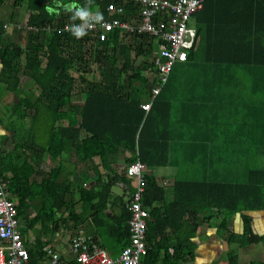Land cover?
Segmentation results:
<instances>
[{"label":"trees","instance_id":"trees-1","mask_svg":"<svg viewBox=\"0 0 264 264\" xmlns=\"http://www.w3.org/2000/svg\"><path fill=\"white\" fill-rule=\"evenodd\" d=\"M23 1L0 0V12L9 4L8 9L13 11L7 14L9 20H14ZM44 1L54 2L28 0L27 20L23 29L20 25L17 29H22L23 47L5 39L7 28L0 20V90L14 97L7 103L10 115L17 119L31 117L29 138L16 147L23 151L33 148V153H45L58 163L70 150L77 162H90L93 184L88 189L84 185L87 182L76 186L82 202L77 212L74 207L78 199H74V191H70L68 183L57 181L58 163L37 182L32 180L36 167L27 158L5 163L7 159L0 156V176L8 181L17 216L26 219V229L39 222L44 232L52 233L64 227L72 231V236L90 218L97 232L93 239L111 238L116 247L114 251L110 249L117 256L129 243L130 212L127 200L123 195L115 196L111 188L121 182L129 188L130 195L133 179L114 173L104 182L99 165L94 161L97 158L100 165L106 166L107 156L121 153L126 162L139 160L147 168L167 163L168 145L158 131L157 119L161 111L158 97L166 90L167 82L149 111H144L140 103L148 99L154 83L150 75L142 73L154 71V64L149 60L156 47L154 39L147 34L125 36L112 31L105 40L99 41L87 32L79 38L73 33L59 32L66 21H80V18L49 13ZM76 1L89 9L99 6L105 13L110 0ZM114 1L118 4L122 0ZM220 3L228 7H221ZM125 9L121 19L138 15L139 7L133 2L125 3ZM221 11L235 19L218 20ZM193 18L197 20V31L205 46L242 43L252 51L264 49V0H203L202 8ZM93 67L97 75L89 78L88 74L95 72ZM174 69L173 66L170 74L180 78L181 71ZM22 75L30 78L32 86L21 83ZM34 89L36 95L32 97L29 93L33 94ZM25 92L30 96L23 95ZM175 95L180 99L182 93ZM79 96L81 100H77ZM169 103L172 100L166 105L171 106ZM7 171H10L9 176H5ZM254 178L255 181L240 183L197 182L157 178L147 173L142 200L150 215L146 236L151 243L142 264H178L192 259L196 249L193 238L199 224L218 216V227L228 230L231 211L264 207V171L256 173ZM29 193L33 198L27 196ZM91 210L94 212L89 213ZM203 211L206 215L201 216ZM236 238L229 232V240ZM43 243L38 239L35 245L27 247L31 264L38 254L42 257ZM228 260L229 264H236L231 252Z\"/></svg>","mask_w":264,"mask_h":264},{"label":"crops","instance_id":"crops-1","mask_svg":"<svg viewBox=\"0 0 264 264\" xmlns=\"http://www.w3.org/2000/svg\"><path fill=\"white\" fill-rule=\"evenodd\" d=\"M27 3L28 0H24L21 5L25 8V14L22 13V17H19L17 11L14 20H9L7 14L10 11L9 4H5L0 12L1 21H11V24L16 23L17 26L6 27L5 39L21 44L22 47L25 41L20 31L29 14ZM46 3L56 14L62 13L70 17L81 8L76 0H54L52 4L48 1ZM218 5L228 7L224 3ZM4 8L8 10L6 13ZM97 10H100L99 6L90 9L93 13ZM217 16L222 21L235 19L226 11H221ZM19 25L21 30H17ZM192 25L196 28V44L189 51L186 61L174 65L173 71L180 70L181 77L173 78L170 74L166 90H162L163 93L158 97L157 105L161 108L157 114L158 131L168 145L167 163L148 168V174L157 178L174 177L197 182L255 181L254 175L264 171V49L252 51L250 46L232 42V45L226 43L205 46L197 31L196 18H193ZM15 32L18 34L17 39H14ZM1 67L0 63V71ZM29 80V77L22 75L20 81L24 85L28 83L32 86ZM179 91L182 93L180 99L175 95ZM29 94L35 97L36 90ZM13 100L12 94L0 90V156L7 159L5 163H16L27 158L36 167L32 180L40 182L58 162L45 153H33V148L23 151L16 147L29 138L31 117L28 115L24 119H17L10 115L7 103ZM170 100L171 106L166 105ZM124 161L125 156L119 153L107 156L106 166L100 165L97 158L94 162L99 165L102 180L106 182L103 176H113L114 173L125 176L119 167ZM78 163L81 162H77L69 150L57 165L60 169L57 181L68 183L70 191H74V199H78L74 207L77 212L81 210L82 202L79 201L76 186L87 182L85 187L88 189L93 184L94 177L89 161L81 163L84 167L79 170ZM5 173V176L10 175V171ZM115 184L121 187L122 194L114 195H123L126 201L129 188L121 182ZM27 196L33 198L30 193ZM84 198L87 200L85 193ZM86 205H89L88 200ZM88 212L92 213L94 210ZM33 213L31 210L30 215ZM204 215L206 211L201 216ZM219 222L220 217L216 216L198 225L193 238L196 243L194 257L178 264H229L230 252L235 256L236 264H264V207L231 211L228 216V230L220 229ZM19 224L26 247L35 245L40 239L45 242L43 246L51 245L64 257H69L67 240L71 230L61 227L52 233L44 232L39 222L26 229L27 222L23 217L19 218ZM79 228L92 238L97 233L95 223L90 218ZM229 232L235 234L237 240H229ZM96 240L107 246L114 255L110 248L114 251L116 245L111 238L103 236ZM39 257L40 254L32 264H46V260L40 261Z\"/></svg>","mask_w":264,"mask_h":264},{"label":"built area","instance_id":"built-area-1","mask_svg":"<svg viewBox=\"0 0 264 264\" xmlns=\"http://www.w3.org/2000/svg\"><path fill=\"white\" fill-rule=\"evenodd\" d=\"M138 5V15L129 19H121L126 12L125 3ZM203 6V0H122L115 3L110 0L103 14V21L91 27H86L88 34L103 41L112 31L121 35L130 33L147 34L156 45L152 55L154 64L151 81V93L148 99L140 103V107L148 112L153 100L159 95L166 84L171 69L177 62L188 59L196 41V28L189 24L193 14ZM82 21H66L59 29L62 33H72L71 27ZM6 28L8 25L5 23ZM120 169L125 176L133 179L134 188L126 201L130 212L127 220L129 226V243L123 247L117 256L102 247L95 239L78 229L68 238L69 257L51 245L42 246L40 261L46 264H142L147 254L150 238L146 236L149 211L143 204L142 194L145 186L147 166L136 160L132 163H120ZM0 264H30V255L25 245L15 201L10 197L7 179L0 176Z\"/></svg>","mask_w":264,"mask_h":264},{"label":"clouds","instance_id":"clouds-1","mask_svg":"<svg viewBox=\"0 0 264 264\" xmlns=\"http://www.w3.org/2000/svg\"><path fill=\"white\" fill-rule=\"evenodd\" d=\"M49 13L54 11L53 8H48ZM80 18L82 23L74 24L71 27L72 33L77 37H82L85 35L86 27H91L92 23L90 21H95L96 23H100L103 21V14L100 11H96L95 13L91 12L88 7H81L77 9L73 15V19Z\"/></svg>","mask_w":264,"mask_h":264},{"label":"rangeland","instance_id":"rangeland-1","mask_svg":"<svg viewBox=\"0 0 264 264\" xmlns=\"http://www.w3.org/2000/svg\"><path fill=\"white\" fill-rule=\"evenodd\" d=\"M25 4V3H24ZM24 6H21L20 8H18V12H19V17H22V13H24L25 14V8H23ZM21 8H23V9H21ZM4 10V13H6L8 10L6 9V8H4L3 9ZM6 17V16H5ZM13 23V22H12ZM5 24L6 25H10V26H12V27H16V23H14V24H11V22H5ZM189 24H193V19L191 18V20H190V22H189ZM18 38V34H17V32H15V37H14V39H17ZM149 60L150 61H152V56L149 58ZM95 70V72H93V73H91V74H88V77L89 78H92V74H95V75H97V73H96V67H93V71ZM142 74H144L145 76L146 75H150V76H152L153 75V72L152 71H144ZM95 79H97V76H95ZM82 99V96H79L78 98H77V100H81ZM27 134H28V130H27V132H26ZM29 134H30V132H29ZM84 167V164H81V163H78L77 164V170H79V169H81V168H83ZM122 171V170H121ZM103 179L104 180H109L107 177H104L103 176ZM84 185H86V183H84ZM111 190L113 191V193L114 194H118V195H120V194H122V189H121V187L118 185V184H114L113 186H112V188H111ZM19 227H20V224H19Z\"/></svg>","mask_w":264,"mask_h":264}]
</instances>
